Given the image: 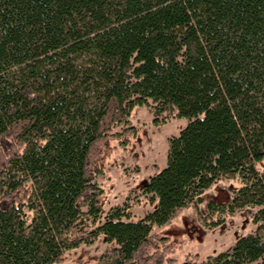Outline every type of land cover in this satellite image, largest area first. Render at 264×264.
<instances>
[{
  "label": "trees",
  "instance_id": "16d2710c",
  "mask_svg": "<svg viewBox=\"0 0 264 264\" xmlns=\"http://www.w3.org/2000/svg\"><path fill=\"white\" fill-rule=\"evenodd\" d=\"M135 107L187 121L139 220L104 212L97 181ZM220 179L255 229L177 261L152 227ZM99 235L94 264H264V0H0V264H61Z\"/></svg>",
  "mask_w": 264,
  "mask_h": 264
},
{
  "label": "rangeland",
  "instance_id": "374dc122",
  "mask_svg": "<svg viewBox=\"0 0 264 264\" xmlns=\"http://www.w3.org/2000/svg\"><path fill=\"white\" fill-rule=\"evenodd\" d=\"M175 115L173 109L158 115L151 107L132 110L130 125L135 128L134 136L124 145L118 140L110 141L102 153L104 175L97 181L104 190L101 200L104 212L112 207L125 208L130 219L139 220L155 208L156 202L149 201L141 188L165 165L169 139L187 124L186 119ZM239 186L237 180L215 181L203 191L201 202L185 206L166 225H154L152 233L166 237L175 245L177 251L173 257L179 262L192 256L202 260L226 250L239 236L255 229L252 222L255 209L229 206L233 191ZM108 246L99 235L65 251L61 264L78 261L94 264Z\"/></svg>",
  "mask_w": 264,
  "mask_h": 264
}]
</instances>
